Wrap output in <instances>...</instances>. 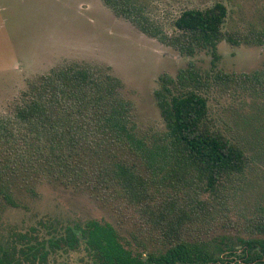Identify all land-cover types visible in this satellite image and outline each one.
Returning a JSON list of instances; mask_svg holds the SVG:
<instances>
[{
    "label": "trees",
    "instance_id": "obj_1",
    "mask_svg": "<svg viewBox=\"0 0 264 264\" xmlns=\"http://www.w3.org/2000/svg\"><path fill=\"white\" fill-rule=\"evenodd\" d=\"M101 1L181 56L209 50L215 58L220 42L238 45L242 39L223 32L227 9L219 2L181 11L168 35L150 20L141 0ZM254 37L264 43V31ZM210 81L191 63L175 78L160 77L154 97L166 130L152 140L137 135L131 104L120 95L121 81L101 69L69 63L30 81L18 102L0 114V219L5 208L18 205V196L33 195L35 184L48 177L123 201L160 232L161 249L144 258L111 224L97 220L66 226L48 240L51 248L83 250L85 264H264V217L249 222L246 238L181 234L195 208L210 218L213 203H225L227 209L238 191L235 181L250 164L244 146L208 117L202 90ZM214 81L241 93L255 87L264 99V64L251 74L216 75ZM162 186L189 188L209 201L174 206L158 198ZM21 240L25 243L19 246L0 247V264H23L20 256L45 260L44 243Z\"/></svg>",
    "mask_w": 264,
    "mask_h": 264
},
{
    "label": "rangeland",
    "instance_id": "obj_2",
    "mask_svg": "<svg viewBox=\"0 0 264 264\" xmlns=\"http://www.w3.org/2000/svg\"><path fill=\"white\" fill-rule=\"evenodd\" d=\"M141 1L150 20L168 35L181 11L222 3L227 9L223 32L242 39L238 45L220 42L215 58L209 50L185 57L116 16L101 0H0V114L18 102L30 81L51 69L80 63L119 79L120 95L131 104L137 135L146 140L160 138L166 128L154 91L160 77L175 78L191 63L211 80L202 90L208 117L244 146L250 164L235 181L238 191L227 202V209L225 203H213L210 218L195 208L196 216L184 224L181 234L202 239L222 235L246 238L249 222L264 217V99L257 96L255 87L241 93L212 82V78L262 69L264 43L256 42L254 34L264 31V0ZM188 190L162 186L158 198L187 207L195 206L194 199L209 201L206 195ZM17 202L1 215L0 247L19 246L25 243L21 240L24 236L32 244L34 240L44 243L47 253L43 262L39 255L28 261L20 256L23 264H85L88 258L83 250L51 248L48 240L61 235L64 227L88 220L111 224L134 251L142 252L143 258V254L162 247L160 232L146 222L145 216L123 201L104 193L98 196L77 183L44 177L35 184L33 195L22 194Z\"/></svg>",
    "mask_w": 264,
    "mask_h": 264
}]
</instances>
